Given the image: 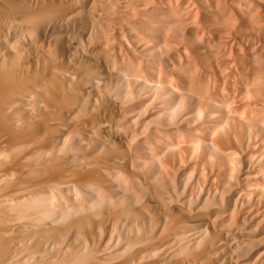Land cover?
<instances>
[{"label":"bare ground","instance_id":"obj_1","mask_svg":"<svg viewBox=\"0 0 264 264\" xmlns=\"http://www.w3.org/2000/svg\"><path fill=\"white\" fill-rule=\"evenodd\" d=\"M251 31L264 0H0V264H264Z\"/></svg>","mask_w":264,"mask_h":264},{"label":"rangeland","instance_id":"obj_2","mask_svg":"<svg viewBox=\"0 0 264 264\" xmlns=\"http://www.w3.org/2000/svg\"><path fill=\"white\" fill-rule=\"evenodd\" d=\"M252 32V31H251ZM248 33H250V32H248ZM250 35H251V37H250ZM255 35V36H254ZM261 35H263L264 36V34H260V35H256V33L255 32H252V33H250V34H247V37L249 36V39H247V37H245L246 38V40L245 41H247V40H249L248 41V43L246 42V43H244V41L241 43L242 44V47H243V45H244V47H243V49H245L246 51H247V49H246V45H248V46H250L249 44H251V46L248 48V46H247V48L249 49V50H251V49H255V48H257V49H255V53H258L259 51V53L258 54H264V39L262 40L261 38H259V36L261 37ZM262 36V37H263ZM254 37V38H253ZM256 38H257V40H256ZM259 38V39H258ZM253 39H255V40H253ZM260 39H261V42H260ZM252 40V41H251ZM259 40V41H258ZM254 42V43H253ZM260 42V43H259ZM255 44V45H254ZM258 44V45H257ZM262 45V46H261ZM251 47H253V48H251ZM253 50H251V51H249V52H252ZM248 52V51H247Z\"/></svg>","mask_w":264,"mask_h":264}]
</instances>
